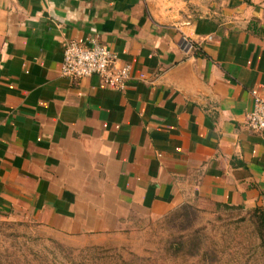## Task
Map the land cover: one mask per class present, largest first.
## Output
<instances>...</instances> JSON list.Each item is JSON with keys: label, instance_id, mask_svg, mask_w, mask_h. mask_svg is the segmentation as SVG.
Wrapping results in <instances>:
<instances>
[{"label": "crops", "instance_id": "crops-1", "mask_svg": "<svg viewBox=\"0 0 264 264\" xmlns=\"http://www.w3.org/2000/svg\"><path fill=\"white\" fill-rule=\"evenodd\" d=\"M69 41L131 79L63 77ZM254 91L264 0H0V219L109 238L184 205L264 209Z\"/></svg>", "mask_w": 264, "mask_h": 264}, {"label": "rangeland", "instance_id": "rangeland-1", "mask_svg": "<svg viewBox=\"0 0 264 264\" xmlns=\"http://www.w3.org/2000/svg\"><path fill=\"white\" fill-rule=\"evenodd\" d=\"M189 207L182 218L180 211L158 220L141 216L109 238L62 237L34 223L1 218L0 264H135L139 259L143 264H160L165 250L184 238L190 246L199 238L206 247L225 249V264H263L258 258L253 212L210 205ZM177 262L170 258L166 264Z\"/></svg>", "mask_w": 264, "mask_h": 264}, {"label": "built area", "instance_id": "built-area-1", "mask_svg": "<svg viewBox=\"0 0 264 264\" xmlns=\"http://www.w3.org/2000/svg\"><path fill=\"white\" fill-rule=\"evenodd\" d=\"M60 74L71 79L100 77L106 84L123 89L131 79L132 66L119 65L118 59L106 46L93 43L91 46L77 41L65 45ZM145 80V77H141ZM255 107L247 115L248 126L264 135V96L254 91Z\"/></svg>", "mask_w": 264, "mask_h": 264}, {"label": "trees", "instance_id": "trees-1", "mask_svg": "<svg viewBox=\"0 0 264 264\" xmlns=\"http://www.w3.org/2000/svg\"><path fill=\"white\" fill-rule=\"evenodd\" d=\"M189 206L192 205H184L178 210H176L180 211L179 216L181 218L186 216V209H189ZM215 206L224 207L219 205ZM225 207L229 208L227 206ZM250 212H253V217L255 221V237L257 238L256 247L257 252H259L258 258L264 264V209H256ZM197 239V241L194 240L191 242V246L189 245L190 240H186L185 238L178 244H171L172 249L165 250L166 253L164 252V260L160 264H166V261L170 258H172L174 261H179L176 264H180V262L182 263V260H185L187 264H225L226 261H223L222 258V255L226 253V251H224L225 249L218 251V249L212 246L206 247L201 239ZM174 245H176L175 248ZM164 253L162 252L160 255L162 256ZM169 253L171 254L168 255ZM142 260L143 259H139L138 261H136L135 264H143ZM153 263H151V261L148 262V264Z\"/></svg>", "mask_w": 264, "mask_h": 264}]
</instances>
